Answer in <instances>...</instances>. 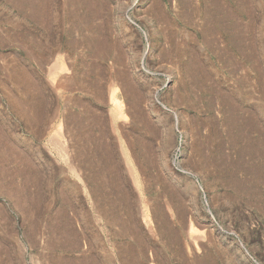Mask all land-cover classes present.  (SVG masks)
<instances>
[{"label":"rangeland","instance_id":"374dc122","mask_svg":"<svg viewBox=\"0 0 264 264\" xmlns=\"http://www.w3.org/2000/svg\"><path fill=\"white\" fill-rule=\"evenodd\" d=\"M0 264H264V0H0Z\"/></svg>","mask_w":264,"mask_h":264}]
</instances>
